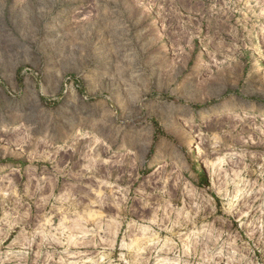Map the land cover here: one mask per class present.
<instances>
[{
    "label": "rangeland",
    "instance_id": "obj_1",
    "mask_svg": "<svg viewBox=\"0 0 264 264\" xmlns=\"http://www.w3.org/2000/svg\"><path fill=\"white\" fill-rule=\"evenodd\" d=\"M0 264H264V0H0Z\"/></svg>",
    "mask_w": 264,
    "mask_h": 264
},
{
    "label": "bare ground",
    "instance_id": "obj_2",
    "mask_svg": "<svg viewBox=\"0 0 264 264\" xmlns=\"http://www.w3.org/2000/svg\"><path fill=\"white\" fill-rule=\"evenodd\" d=\"M221 160V159H220Z\"/></svg>",
    "mask_w": 264,
    "mask_h": 264
}]
</instances>
